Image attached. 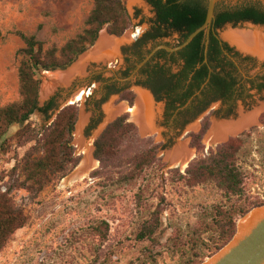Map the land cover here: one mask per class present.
I'll use <instances>...</instances> for the list:
<instances>
[{
	"label": "trees",
	"instance_id": "trees-1",
	"mask_svg": "<svg viewBox=\"0 0 264 264\" xmlns=\"http://www.w3.org/2000/svg\"><path fill=\"white\" fill-rule=\"evenodd\" d=\"M145 1L153 8L155 19L150 29L135 43L133 55L128 60L132 65L125 76L135 70L153 49L162 46L160 44L162 40L177 34L180 45L199 29L206 19L208 0ZM124 2L125 0H95L85 22V29L60 50L56 47L46 49L45 44L35 35L16 32V36L24 45L18 51L21 57L18 68L19 100L0 108V157L9 153L12 141L19 145L35 141L36 145L12 169V175L17 176L13 186L7 187L5 192H0V253L12 236L28 223V216L16 206L11 197L12 190L25 189L40 194L47 187L63 180L81 161V158L75 155L76 149L73 146L78 121L75 105L62 109L37 141L38 134L30 122L31 116L38 112L50 119V113L58 111L53 97L42 107L39 106L41 73L67 69L88 48L95 45L99 33L104 29L110 36H123L131 26ZM243 23L264 26V7L252 1L236 6L219 4L209 36L207 54L205 55V33L200 34L188 47L176 54L169 56L165 50H161L139 71L138 86L145 89L153 88L157 93L166 91L169 94H175L182 89V106L198 92L210 93L215 87L228 90L229 84L223 80L227 77L228 66L223 53L224 51L230 53L233 49L228 44L221 43L217 35L218 31L227 25L237 27ZM2 40L0 30V43ZM149 44H153L152 49L145 51ZM170 65L177 66L179 71L172 73L168 68ZM115 93L118 94L120 91ZM120 96L122 101H128L133 107L132 92L123 91ZM21 122L27 123L25 128L10 139H6L9 129ZM208 130L209 123L206 121L199 134L191 135L193 138L191 146L198 152L204 150L201 141ZM244 135L250 136L251 133ZM244 143L243 138H235L219 145L216 150L210 149L208 157L189 164L184 175H179L180 180L191 189L213 185L226 199L236 198L241 203L244 200V173L239 165V155ZM159 149L160 145L154 146L148 140L141 139L137 127L128 122V115H124L109 124L94 142L93 156L100 166L91 174L92 178L104 179L107 183L116 180L115 183L119 185H132L147 170L160 162L157 158ZM246 205L247 201L244 204L233 203L227 207L213 208L214 219L207 225L212 235L208 244L202 242L208 256L195 253L196 261H191L190 264H202L206 258L226 246L236 233L238 220L251 208L264 204L253 203L248 207ZM161 214L162 211L157 208L140 226L136 233L137 242L149 241L153 245L157 244L156 234L162 225ZM91 230L92 235L103 243L108 239L110 226L108 222L101 221L92 226ZM197 246V243L193 244V250ZM146 253L148 255L145 260L132 261L129 264H156V256L150 250H146Z\"/></svg>",
	"mask_w": 264,
	"mask_h": 264
},
{
	"label": "rangeland",
	"instance_id": "rangeland-1",
	"mask_svg": "<svg viewBox=\"0 0 264 264\" xmlns=\"http://www.w3.org/2000/svg\"><path fill=\"white\" fill-rule=\"evenodd\" d=\"M94 2L0 0V30L3 35L0 43V108L19 100L18 68L21 57L18 51L24 45L16 32L35 35L46 49L56 47L60 50L85 29ZM132 27L131 22L128 30ZM126 91L134 95L135 107L138 94L132 89ZM112 101L113 107L121 104L131 107L118 94ZM76 107L79 118V107ZM124 115H128V122L133 123L131 114L127 112L117 117ZM55 117L50 124H46L36 113L31 116L30 122L38 134L37 141ZM136 127L141 139L154 146L160 145V148L165 144L164 141L154 144L158 132L142 138ZM21 130L10 135L7 133L5 138L10 139ZM187 139L188 136L183 140L181 136L179 142ZM243 139L245 143L239 155V165L244 173V200L241 203L247 201V207L253 203L264 204V127L253 130L250 136L244 135ZM11 144L9 153L0 157V192L13 186L17 176L12 175V169L36 142L19 145L12 141ZM202 145L203 152L189 148L194 151L189 164L209 156V150L213 148ZM77 157L82 159L80 154ZM157 158L160 162L132 185H119L116 180L110 184L104 179L92 178L91 174L99 169V164L86 178L67 187L63 183L74 170L40 194L13 189L11 197L28 216V223L12 236L0 253V264H129L145 260L148 255L146 250L156 256V264H190L196 261L195 253L208 256L202 242L208 244L212 235L207 225L214 219L213 208L241 203L236 198L226 199L213 185L188 188L179 178L187 168L182 170L169 166L164 169L168 166V162H163L165 155ZM157 208L162 211V225L156 234L157 244L137 242L138 229ZM101 221L108 222L110 226L108 239L103 243L92 235L91 230ZM196 243L198 246L193 250Z\"/></svg>",
	"mask_w": 264,
	"mask_h": 264
},
{
	"label": "water",
	"instance_id": "water-1",
	"mask_svg": "<svg viewBox=\"0 0 264 264\" xmlns=\"http://www.w3.org/2000/svg\"><path fill=\"white\" fill-rule=\"evenodd\" d=\"M250 1L259 3L264 7V0H208L206 19L199 29L180 45H178L179 37L177 34L162 40L160 42L162 46L153 49L143 62L130 73V76L124 80L121 77L127 66L123 62V49L126 48L127 52L130 51L135 42L132 37L139 34V38H141L150 29L155 19L153 8L145 0H125V7L133 27L122 38L110 36L107 30L104 29L99 33L95 46L87 49L67 69L44 71L41 79L39 106L42 107L53 97L55 98V104L58 106V111L51 112L50 119L45 118L38 112H36V116L46 124H50L57 113L67 105L75 104L79 107V118L75 127L73 146L76 149L75 155L80 154L83 159L82 154H84V159L83 162L81 159L79 163L81 165L77 166L78 169L76 168L77 170L75 169L76 171L74 170L70 177L74 175L84 176L90 171L94 142L107 126L117 120L119 118L117 116L123 112V110L113 107L112 100L117 94L107 97L104 95V88L107 85L116 83V81L121 83V86L116 84L118 90L127 88L138 94L135 103L134 123L139 127L141 137H147L158 132L159 135L154 144L162 141L166 144L167 141L161 137L163 130L157 129L156 125L157 115L162 113L163 105L160 104L157 109L154 108L149 90L134 85L135 76L160 50L169 53L182 51L202 33L206 35V55L217 6L219 4L236 6ZM217 38L221 43H227L232 48H236L240 54L257 58L258 66L264 64V26L253 23H243L237 27L227 25L218 31ZM152 46L153 44H149L145 51L151 50ZM205 63H207L206 58ZM163 64L162 62L161 65ZM129 65L131 66L132 62ZM168 68L174 74L179 70L177 66L170 65ZM118 79L123 80V82H130V86L124 87L123 82L118 81ZM91 85L93 87L88 93ZM88 94H91L90 97H87ZM105 98L107 99L104 100ZM263 109L264 106L261 110ZM258 114L259 111H255L250 115L241 116L239 121L235 123H214L204 137L202 144L216 147V144L226 142L228 136H237L243 130H247L255 124ZM25 124V122H21L17 126L11 127L8 135L21 130ZM258 128H260V125H258ZM188 131L198 132L199 124L189 125L184 133ZM181 136L174 138L171 147L164 149L161 147L159 149L157 157L164 154L163 162H168V166L164 169L178 162L186 163L191 159L192 152L187 149L190 138L184 142H179ZM69 180L70 178L67 180V184ZM202 264H264V205L250 210L240 218L232 240Z\"/></svg>",
	"mask_w": 264,
	"mask_h": 264
},
{
	"label": "flooded vegetation",
	"instance_id": "flooded-vegetation-1",
	"mask_svg": "<svg viewBox=\"0 0 264 264\" xmlns=\"http://www.w3.org/2000/svg\"><path fill=\"white\" fill-rule=\"evenodd\" d=\"M139 37V34L132 37L135 42L130 48V51L127 52L126 48L123 49V62L127 66L121 77L124 80L130 76V73L128 76H125V73L129 72L131 68L128 60L133 55L134 45L140 39ZM229 47L233 49V51L230 53L224 51L223 53V57L227 58L226 64L228 65L227 77L223 78V80L229 84L228 90H221L219 87H215L210 93L204 94L198 92L182 106V89L175 94H169L166 93V91L157 93L153 88L147 89L150 92L154 108L157 109L160 104L163 105L162 113L160 115L158 114L156 119L157 129L163 130L161 132V137L167 141L166 144H163V149L171 147L172 143H174V138L181 135L182 140L185 139L186 136L190 138L189 148H192L191 143L193 138L191 135L199 134L206 121L209 123L210 129L214 123H235L239 121L241 116H247L255 111H259L255 124L250 126L249 129L243 130L237 136L229 137L226 142L217 144L216 147L211 146L214 150H216L219 145L229 142L230 139L243 138L245 133H252L253 130L258 128V125L264 127V109L261 110L264 106V64L258 66L257 58H253L250 55L244 56L240 54L236 48ZM167 53L169 56L176 54ZM181 68L182 60L180 63V69ZM118 81L123 82V80L119 79ZM138 81L139 77L137 74L134 78V85L136 87H140L138 86ZM116 84H120L121 86V83L116 81V83L107 85L104 88L105 97L117 94L115 93L116 91L122 93L127 90V88L118 90ZM123 85L124 87H128L130 86V82H123ZM92 87L93 85L89 87L88 93ZM120 93H118V95H120ZM89 95L91 94H88L87 97H90ZM195 123L199 124L198 132L184 133L189 125ZM206 134L202 138V143Z\"/></svg>",
	"mask_w": 264,
	"mask_h": 264
},
{
	"label": "bare ground",
	"instance_id": "bare-ground-1",
	"mask_svg": "<svg viewBox=\"0 0 264 264\" xmlns=\"http://www.w3.org/2000/svg\"><path fill=\"white\" fill-rule=\"evenodd\" d=\"M135 107H136V105H135ZM135 107H133V108H129L126 104H121L119 107H115V108H118V109H120V110H123V112L122 113H124V112H129L130 114H131V121L134 123V111H135ZM121 113V114H122ZM120 114V115H121ZM135 124V123H134ZM139 128V127H138ZM229 137H232V136H228V138ZM93 144V143H92ZM217 145V144H216ZM93 146V145H92ZM94 148V147H93ZM187 149L188 150H190L191 152H192V157H191V159L188 161V162H186V163H181V162H178V163H175V164H173V165H171L172 167H174V168H180V169H182V170H184V169H186V167L188 166V164H189V162L193 159V157H194V151L193 150H191V149H189L188 147H187ZM82 154V153H81ZM93 154V153H92ZM83 155V159H84V154H82ZM83 159H82V162H83ZM92 165H91V168H90V171L86 174V175H84V176H81V175H74V176H72V177H70V176H68L66 179H65V182L63 183V185L65 186V187H67V186H70L71 184H73V183H75V182H77V181H80V180H82V179H84V178H86L88 175H89V173L95 168V167H97V165H98V162L93 158V156H92ZM81 162V163H82ZM81 165V164H80ZM79 165V166H80ZM78 169V168H77ZM76 169V170H77ZM75 170V171H76ZM70 178V180H69V182H68V184H67V180Z\"/></svg>",
	"mask_w": 264,
	"mask_h": 264
}]
</instances>
